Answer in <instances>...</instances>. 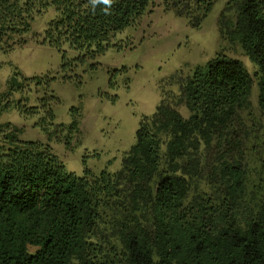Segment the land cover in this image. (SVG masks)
<instances>
[{
  "label": "trees",
  "instance_id": "1",
  "mask_svg": "<svg viewBox=\"0 0 264 264\" xmlns=\"http://www.w3.org/2000/svg\"><path fill=\"white\" fill-rule=\"evenodd\" d=\"M216 2L163 0L166 10L193 28ZM153 4L0 0V53L25 45L36 17L54 9L42 44L58 51L63 79L70 81L76 69L93 68L109 50L130 48L120 35ZM224 12L235 21L221 19V33L257 67L264 115V0H231ZM44 81L13 75L0 94V116L12 109L39 114L13 97L24 92L25 83L38 87ZM178 81L175 102L164 98L151 116L142 117L116 173L69 172L49 146L24 140L21 129L0 122V264H264V207L244 203L243 144L249 132L241 113L251 106L253 78L242 61L218 53ZM51 97L40 104L54 121ZM77 116L72 108V132ZM202 180L219 188L217 202L199 190Z\"/></svg>",
  "mask_w": 264,
  "mask_h": 264
},
{
  "label": "rangeland",
  "instance_id": "2",
  "mask_svg": "<svg viewBox=\"0 0 264 264\" xmlns=\"http://www.w3.org/2000/svg\"><path fill=\"white\" fill-rule=\"evenodd\" d=\"M153 1L151 11L120 35L130 48L109 50L92 63L93 68L76 69V77L70 81L63 79L58 51L42 44L44 31L55 17L54 9L36 17L27 43L0 53V94L7 91V81L13 75L42 78L43 85L27 82L24 92L13 97L15 101L26 100L22 104L28 107L39 108V114L29 116L12 109L0 116V122L21 129L24 140L49 146L69 172L79 176L85 169L93 175L116 173L135 144L142 117L151 116L164 98L175 102L180 93L178 80L191 76L221 53L242 61L253 78L251 106L241 113L249 132L243 144L244 203L254 210L264 207V115L258 104L257 67L239 44L221 33V19L235 21L234 15L224 12L231 0H217L199 28L166 10L163 0ZM52 78L49 86L45 85ZM50 96L56 100L48 105L54 121L40 104ZM72 108L78 115V127L73 132L68 129ZM177 109L189 117L185 105ZM199 184V190L218 201L219 188L206 180ZM35 250L30 247L31 252Z\"/></svg>",
  "mask_w": 264,
  "mask_h": 264
},
{
  "label": "clouds",
  "instance_id": "3",
  "mask_svg": "<svg viewBox=\"0 0 264 264\" xmlns=\"http://www.w3.org/2000/svg\"><path fill=\"white\" fill-rule=\"evenodd\" d=\"M106 3H110V0H105Z\"/></svg>",
  "mask_w": 264,
  "mask_h": 264
}]
</instances>
